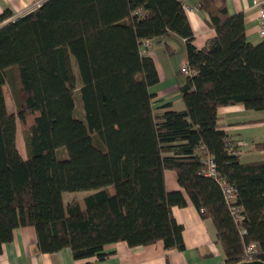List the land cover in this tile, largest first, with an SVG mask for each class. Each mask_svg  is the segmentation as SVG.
I'll list each match as a JSON object with an SVG mask.
<instances>
[{
	"label": "trees",
	"instance_id": "trees-1",
	"mask_svg": "<svg viewBox=\"0 0 264 264\" xmlns=\"http://www.w3.org/2000/svg\"><path fill=\"white\" fill-rule=\"evenodd\" d=\"M199 7L215 30L203 49L180 0H47L8 23L12 12L0 14V255L27 226L41 253L70 249L76 260L104 259L105 247L120 242L184 251L172 209L187 199L165 184L174 171L214 223L227 264L247 261L252 244L259 249L252 261L264 262V160L243 161L218 115L237 104L264 112V41L248 40L243 14L230 15L226 0ZM171 34L186 41L193 75L180 85L184 109L168 103L157 112L151 88L159 73L143 45ZM77 90L84 120L74 116ZM18 122L27 129L26 158ZM253 151H264V142ZM209 160L217 177L206 174ZM82 191L91 193L65 205V193Z\"/></svg>",
	"mask_w": 264,
	"mask_h": 264
},
{
	"label": "crops",
	"instance_id": "crops-1",
	"mask_svg": "<svg viewBox=\"0 0 264 264\" xmlns=\"http://www.w3.org/2000/svg\"><path fill=\"white\" fill-rule=\"evenodd\" d=\"M46 1L0 0V14L10 10L12 12V17L8 20L10 22L28 14ZM180 1L184 5L194 33V45L198 49H203L209 40L215 37V30L209 23L210 18L205 11L200 9L199 0ZM255 1L226 0L230 15L243 14L247 38L253 45L264 41L259 33V11L255 6ZM166 43L171 50L166 51ZM143 54L154 60L159 73L160 83L151 88L156 111H165L163 107L168 103L171 104L170 109L172 110H183L184 103L180 94V85L186 79V75L181 73V68L187 64L186 41L171 34L161 41L146 42L143 45ZM245 112L247 110L242 104L222 107L218 110L220 124L238 142L243 161H245L244 157L248 155L242 150V147L251 143V139L248 138L250 135L247 134L249 126H259L264 130V118L250 119L248 120L250 124H248L249 122L240 118V115ZM262 137L261 142H264V134ZM255 143L258 142L254 141L252 145L254 146ZM250 151L251 157L260 156L257 153L264 157V151L257 152L253 149ZM165 184L168 192L181 191L187 199L186 206L173 207L172 209L174 218L183 226L184 251L166 250L162 242L135 248L120 242L105 247L108 256L104 259L93 257L76 260L70 249H63L53 254L41 253L38 249L35 228L27 226L16 229L13 241L3 246L0 264H227L223 249L217 240L214 223L210 219L203 218L201 212L191 203L179 185L176 172H165Z\"/></svg>",
	"mask_w": 264,
	"mask_h": 264
},
{
	"label": "rangeland",
	"instance_id": "rangeland-1",
	"mask_svg": "<svg viewBox=\"0 0 264 264\" xmlns=\"http://www.w3.org/2000/svg\"><path fill=\"white\" fill-rule=\"evenodd\" d=\"M9 22V21H8ZM7 22V23H8ZM72 65H73V69L75 71V74L77 76V87H80L81 84V79L78 73V67H77V63L76 60L74 58H72ZM5 91H6V98H7V107H8V111L10 114H16V107H15V103H14V99H13V93L11 88L7 85L5 87ZM75 110H74V116L78 119L84 120L85 119V113H84V109H83V105H82V100H81V94L79 92V90H77L75 92ZM241 119L246 122H249L248 120L250 119H256V120H260L262 118H264V112H256V111H251V110H247V112H245L244 114L240 115ZM240 119V120H241ZM250 124V122L248 123ZM26 127L24 125H22L20 122H18L17 124V146L19 149V152L21 153V155L23 157H27L28 156V152L26 149V145H25V134H26ZM248 138H250L251 140H254L255 142H261V140H263L262 136L264 134V130L263 128L259 127V126H254L251 125L249 126V130L247 132ZM254 138V139H252ZM250 140V145L247 146H243L242 150L244 152H247L246 157H244L245 162H249L250 160H264V157L261 156V154L257 153L260 156H256V157H251L249 153H251L250 149H253V142ZM249 150V151H248ZM258 152V151H257ZM256 153V152H255ZM254 153V154H255ZM256 155V154H255ZM59 158L63 157V155H61L60 153H58ZM251 158V159H249ZM91 192L88 191H82V192H67L63 195V200L65 205L73 202V201H77V200H81L84 197H86L87 195H89Z\"/></svg>",
	"mask_w": 264,
	"mask_h": 264
},
{
	"label": "built area",
	"instance_id": "built-area-1",
	"mask_svg": "<svg viewBox=\"0 0 264 264\" xmlns=\"http://www.w3.org/2000/svg\"><path fill=\"white\" fill-rule=\"evenodd\" d=\"M255 6L258 8L259 11V33L261 37L264 38V0H256ZM181 72L186 76H192L193 72L188 68V66L185 64L181 68ZM209 164V170H207L206 174L211 177H217L215 171H214V165L212 161H208ZM223 190L226 194L227 200L230 202L235 199V192L234 190L228 186L225 182L219 180ZM237 211H233V215L235 216V219L237 222H239V217L236 216ZM242 234H244V231H241ZM259 252L258 246L255 244L249 245L245 249V256L248 258L247 261H252V256L257 254Z\"/></svg>",
	"mask_w": 264,
	"mask_h": 264
},
{
	"label": "water",
	"instance_id": "water-1",
	"mask_svg": "<svg viewBox=\"0 0 264 264\" xmlns=\"http://www.w3.org/2000/svg\"><path fill=\"white\" fill-rule=\"evenodd\" d=\"M240 264H264V262L260 261V260H255V261H245L243 263Z\"/></svg>",
	"mask_w": 264,
	"mask_h": 264
}]
</instances>
